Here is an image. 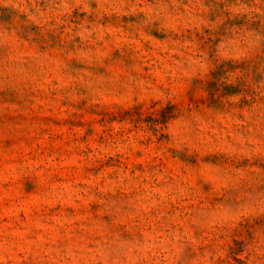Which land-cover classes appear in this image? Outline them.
Segmentation results:
<instances>
[{
	"label": "rangeland",
	"instance_id": "obj_1",
	"mask_svg": "<svg viewBox=\"0 0 264 264\" xmlns=\"http://www.w3.org/2000/svg\"><path fill=\"white\" fill-rule=\"evenodd\" d=\"M0 264H264V0H0Z\"/></svg>",
	"mask_w": 264,
	"mask_h": 264
}]
</instances>
